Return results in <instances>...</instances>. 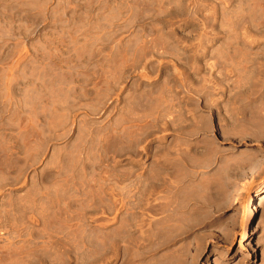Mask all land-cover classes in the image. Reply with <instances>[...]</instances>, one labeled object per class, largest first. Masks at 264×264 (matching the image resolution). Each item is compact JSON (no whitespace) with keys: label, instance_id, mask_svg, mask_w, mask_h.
Returning <instances> with one entry per match:
<instances>
[{"label":"rangeland","instance_id":"rangeland-1","mask_svg":"<svg viewBox=\"0 0 264 264\" xmlns=\"http://www.w3.org/2000/svg\"><path fill=\"white\" fill-rule=\"evenodd\" d=\"M264 0H0V264H264Z\"/></svg>","mask_w":264,"mask_h":264},{"label":"bare ground","instance_id":"bare-ground-1","mask_svg":"<svg viewBox=\"0 0 264 264\" xmlns=\"http://www.w3.org/2000/svg\"><path fill=\"white\" fill-rule=\"evenodd\" d=\"M263 194H264V187H262L260 190H257L255 192V195L252 196V202H254V200L260 199Z\"/></svg>","mask_w":264,"mask_h":264}]
</instances>
